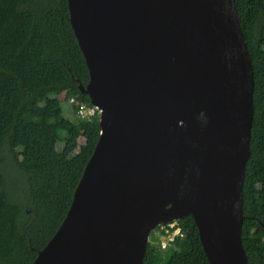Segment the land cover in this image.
<instances>
[{"label":"water","instance_id":"1","mask_svg":"<svg viewBox=\"0 0 264 264\" xmlns=\"http://www.w3.org/2000/svg\"><path fill=\"white\" fill-rule=\"evenodd\" d=\"M100 138L33 264H143L192 216L210 264H249L244 184L255 113L236 0H68Z\"/></svg>","mask_w":264,"mask_h":264},{"label":"trees","instance_id":"2","mask_svg":"<svg viewBox=\"0 0 264 264\" xmlns=\"http://www.w3.org/2000/svg\"><path fill=\"white\" fill-rule=\"evenodd\" d=\"M236 5L255 80L242 240L249 264H264V0ZM89 80L68 0H0V264H33L67 216L101 132L98 116L65 108L92 105ZM179 225L185 237L166 250L154 239L143 264H210L194 218Z\"/></svg>","mask_w":264,"mask_h":264},{"label":"built area","instance_id":"3","mask_svg":"<svg viewBox=\"0 0 264 264\" xmlns=\"http://www.w3.org/2000/svg\"><path fill=\"white\" fill-rule=\"evenodd\" d=\"M60 97L66 99L65 94ZM66 104L68 105L69 112H72V116L81 122H86L94 116L99 117L101 114L98 107L81 102L76 97L69 98ZM152 236L161 245L162 249L166 250L170 243L174 242L177 237H185V232L179 225V221H174L157 227L152 232Z\"/></svg>","mask_w":264,"mask_h":264},{"label":"bare ground","instance_id":"4","mask_svg":"<svg viewBox=\"0 0 264 264\" xmlns=\"http://www.w3.org/2000/svg\"><path fill=\"white\" fill-rule=\"evenodd\" d=\"M153 240H154V238H153L152 233H151L150 236H149V239H148V243L153 242Z\"/></svg>","mask_w":264,"mask_h":264},{"label":"rangeland","instance_id":"5","mask_svg":"<svg viewBox=\"0 0 264 264\" xmlns=\"http://www.w3.org/2000/svg\"><path fill=\"white\" fill-rule=\"evenodd\" d=\"M64 104H65V103H64ZM67 106H68V105L65 104V108H66V110H67ZM83 142H84V139H81V140H80V143H83ZM3 160H4V159H2V161H3Z\"/></svg>","mask_w":264,"mask_h":264}]
</instances>
